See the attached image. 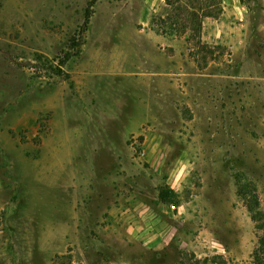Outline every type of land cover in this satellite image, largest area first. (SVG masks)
I'll list each match as a JSON object with an SVG mask.
<instances>
[{"label":"rangeland","instance_id":"rangeland-1","mask_svg":"<svg viewBox=\"0 0 264 264\" xmlns=\"http://www.w3.org/2000/svg\"><path fill=\"white\" fill-rule=\"evenodd\" d=\"M173 2L0 0V264H256L264 0Z\"/></svg>","mask_w":264,"mask_h":264},{"label":"trees","instance_id":"trees-1","mask_svg":"<svg viewBox=\"0 0 264 264\" xmlns=\"http://www.w3.org/2000/svg\"><path fill=\"white\" fill-rule=\"evenodd\" d=\"M168 6H173L175 2L173 0H164ZM178 1H176L177 3ZM187 12V10L185 11ZM210 15H205V17H209ZM196 17V18H195ZM171 18H166L164 20H160L163 28L160 30V33L166 34L171 31L166 30V24ZM176 23L183 29L182 33H184L187 29V16L185 13H180L176 16ZM196 20V21H195ZM178 21V22H177ZM196 23V28H194V32L197 33L195 36H191L192 38H199L200 30H201V20L197 16H193V24ZM200 44V42H199ZM202 48L205 50H209L207 47L202 45ZM238 194L243 198L245 202V206L250 215L251 221L255 224V228L260 232V235L257 239V247L254 251V260L256 264H263L264 257V212L260 209L259 198L256 194L254 187L243 186L239 188ZM159 198L164 202H170L172 198V192L169 190H162L159 194ZM64 262L61 264H72L70 255L63 257Z\"/></svg>","mask_w":264,"mask_h":264},{"label":"built area","instance_id":"built-area-1","mask_svg":"<svg viewBox=\"0 0 264 264\" xmlns=\"http://www.w3.org/2000/svg\"><path fill=\"white\" fill-rule=\"evenodd\" d=\"M175 210V206L171 205L170 206V211L173 212Z\"/></svg>","mask_w":264,"mask_h":264}]
</instances>
